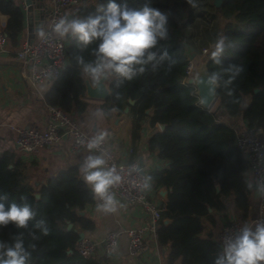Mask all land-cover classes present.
I'll return each mask as SVG.
<instances>
[{
	"label": "trees",
	"instance_id": "trees-1",
	"mask_svg": "<svg viewBox=\"0 0 264 264\" xmlns=\"http://www.w3.org/2000/svg\"><path fill=\"white\" fill-rule=\"evenodd\" d=\"M106 3L92 0L80 4L76 7L77 17L94 14L100 4ZM117 3L131 8L148 3L169 14L168 38L149 50L156 52L157 58L167 51L168 58L155 68V61L134 65L137 74L131 80L108 76L110 93L102 108L119 115L128 106L133 116V140L139 138L143 127L151 129L147 149L163 164L149 170L147 176L153 188L167 189L157 222V244L165 247L163 264H176L177 260L179 264H215L223 249L211 234L202 233L208 224H216L215 212H225L230 203L237 218L245 223L252 187L246 174L247 160L235 144L240 129L203 107L196 87L186 82L187 28L196 20V10L186 0ZM215 8L224 20L220 34L226 37L225 51L220 64L210 54L206 65L209 75L217 73L220 77L216 91L219 103L227 115L243 118L246 128H264V0H220ZM0 12L6 15L3 32L12 46H19L18 35L24 29L21 9L13 0H0ZM67 42V66L51 80L44 102L72 113L87 105L81 96L84 78L89 75L77 57L93 63L99 41L84 46L67 36ZM232 65H241L244 71L227 83L231 73L225 70ZM141 67L143 73L138 71ZM128 99L134 102L130 104ZM25 168L15 150L0 152V194H8L6 207L12 202L21 203L23 196L36 213L26 228L13 223L0 226V243L13 246L22 238L30 253L28 264H115L106 254L84 256L76 249L79 231H91L96 224L84 211L94 198L79 166L61 169L42 183L31 182ZM163 218L170 221L164 223ZM40 220L46 223L47 235L35 227ZM69 223L72 225L67 228Z\"/></svg>",
	"mask_w": 264,
	"mask_h": 264
},
{
	"label": "crops",
	"instance_id": "crops-1",
	"mask_svg": "<svg viewBox=\"0 0 264 264\" xmlns=\"http://www.w3.org/2000/svg\"><path fill=\"white\" fill-rule=\"evenodd\" d=\"M32 3L36 11L48 10L46 0H32ZM66 14L70 18L73 15L77 16L74 8L67 11ZM5 23L6 15L0 12V24L5 26ZM23 24L24 29L18 35L19 41L26 34L30 35V32L26 29V20ZM187 42V48L193 49L196 59L202 57L201 53L198 54L196 52L194 46L189 45V40ZM18 47L9 43L6 49H0V152L3 150H14L15 127L29 126L43 129L48 122V109L44 102V93L49 88L51 80L48 79L36 87L30 85L22 76V64L15 58ZM86 80L92 85L95 84L90 76H85L84 83ZM102 82L105 86V81L102 80ZM81 99L87 102L86 107L81 111H72L77 124L82 130L87 132L98 135L101 132H106L105 140L118 160L137 161L143 166L146 173L163 164L160 158L147 149V138L151 133L149 127H143L139 138L133 140L131 134L133 116L129 110L119 115L115 112H105L102 108L104 99L89 97L85 90ZM210 110L215 112L222 120L235 125L239 129L246 128V121L243 118L227 115L220 103L216 109ZM69 144L70 139L61 144L39 148L31 153L20 154L26 164L25 172L29 180L33 183H42L50 175L70 165H78L84 178L82 165L85 158L88 155L101 154L91 149L72 152L69 150ZM246 174L252 183L251 174L248 171ZM159 189H164V187ZM159 189H155L152 186L149 190V196L156 198V191L159 192ZM92 193L94 202L86 204L84 211L94 218L96 224L93 230L84 232L85 235L101 238L110 230L120 231L130 227H138L147 222V217L140 207L130 205L121 198L116 199L115 211L105 212L98 210L97 205L102 203H100L93 190ZM160 197V200L165 204L167 194L164 196L160 194ZM257 212L258 200L252 195L249 217L245 225L255 227L254 219ZM237 216V211L234 209L233 204L230 203L225 212H215L216 224H208L202 235L211 234L212 238L216 239V234L221 226L228 219ZM169 221V218H163L164 223ZM146 247L147 251L139 256L131 255L127 248V235L122 233L111 260L115 264H163L165 247H160L157 241H153L150 237L146 239ZM176 264H179V260L176 261Z\"/></svg>",
	"mask_w": 264,
	"mask_h": 264
},
{
	"label": "built area",
	"instance_id": "built-area-1",
	"mask_svg": "<svg viewBox=\"0 0 264 264\" xmlns=\"http://www.w3.org/2000/svg\"><path fill=\"white\" fill-rule=\"evenodd\" d=\"M23 13L27 27L34 21V5L27 0H14ZM82 0H46L48 10L43 11L39 25L43 26L45 35L37 32L32 41L29 34L21 38L16 50L15 58L22 66V76L34 87L41 85L50 76L55 78L67 66V36L59 37L53 32L54 23L64 16L67 11L82 4ZM4 25L0 24V49H6L9 39L3 32ZM28 31V30H27ZM215 43L207 41L201 46L202 55L210 53ZM195 53H187L185 67L186 79L195 69ZM48 122L43 129L34 127H15L13 138L14 150L19 154L31 153L39 148L54 144H61L70 139L69 150L76 152L87 150L88 143L98 134L82 130L74 115L57 105H47ZM235 144L242 150L247 163L248 173L257 185L258 191L264 190V128L261 126L244 128L236 132ZM103 155L109 168H115L120 176V181L114 185L110 192L115 200L121 198L130 205H136L142 209L147 217V222L138 227H130L120 231L110 230L101 238L84 235L76 242L77 251L84 255H96L97 253L112 256L118 245L122 233L127 235V248L131 255L139 256L147 251L146 239L150 237L157 241V222L161 219L164 203L160 200V193L156 191V198L149 196L152 187L143 166L137 161H120L117 159L107 141L104 139L98 148L91 149ZM258 212L254 219L256 224L264 220V196L257 197ZM100 203H103L100 200ZM245 226L237 217L228 219L218 230L216 241L224 249L225 242L239 233ZM264 264V262H261Z\"/></svg>",
	"mask_w": 264,
	"mask_h": 264
},
{
	"label": "clouds",
	"instance_id": "clouds-1",
	"mask_svg": "<svg viewBox=\"0 0 264 264\" xmlns=\"http://www.w3.org/2000/svg\"><path fill=\"white\" fill-rule=\"evenodd\" d=\"M192 8L197 7V0H186ZM168 13L145 3L139 8H131L126 3H117V0H107L106 4H100L94 14L86 17H69L65 14L59 18L53 26V32L59 37L71 36L82 45L87 46L94 41H99L96 47L95 61L85 63L78 56L77 60L83 65V71L88 74L95 83L115 74L131 80L137 71L134 65L155 61L153 67L168 58L167 51L157 58L156 52L149 51L157 46L159 40L168 38ZM37 33L45 35L42 25H37ZM226 37L220 34L211 52V58L216 64H220V57L225 51ZM147 52V60L144 59ZM144 72L141 67L138 70ZM225 71L231 73L227 83H231L244 71L241 65H232ZM219 75L212 73L206 80L201 78L198 82L208 88V95L215 94V85ZM107 136L106 132L99 133L89 143V149L98 148ZM84 180L91 185L96 197L103 201L97 205L100 211H115L116 200L110 189L120 181L116 169L109 168L103 155H88L82 165ZM259 194L264 196V190ZM8 194H0V226L9 223L19 228H26L28 222L34 219L36 213L27 202L26 197H21V203L12 202L5 205ZM47 235L48 228L44 220L35 225ZM30 253L25 249L23 239L18 238L13 246L0 243V264H28ZM264 262V220L256 222L255 227L243 226L234 239L225 242L223 254L215 264H261Z\"/></svg>",
	"mask_w": 264,
	"mask_h": 264
},
{
	"label": "water",
	"instance_id": "water-1",
	"mask_svg": "<svg viewBox=\"0 0 264 264\" xmlns=\"http://www.w3.org/2000/svg\"><path fill=\"white\" fill-rule=\"evenodd\" d=\"M32 0H27L28 3H30ZM220 3V0H215V5H218ZM42 13L43 11L40 10V11H34V21L32 23L29 24L27 30L30 32V35H29V41H32L35 37V34H36V27L37 25H39L40 21H41V18H42ZM211 52L210 53H207V54H204L202 55V57L200 58H195L197 60L196 65L199 63V62H203V66H204V74L203 75H199V76H195L196 72H195V69H194V74H192L190 77H188L186 79V82L187 83H191L193 84L195 87H196V94L199 96L200 98V104L205 107V108H210V106L215 102L216 99H218L217 95H216V91H217V88H218V83L215 85V94L214 95H211L209 96L208 95V88L202 84V83H199L198 81L203 78L204 80L207 79V77L209 76V73L207 71V61H208V58L210 56ZM196 57V56H195ZM195 65V66H196ZM108 78H105V79H102L104 80L105 82V86L103 85L102 83V80L99 82V83H95L94 85L90 84L87 80L85 81V92L86 94L89 96V97H93V98H100V99H105L109 93H110V90H109V85H108ZM50 80L53 79L52 76L49 77ZM128 102L130 104H132L134 102L133 99H128ZM129 108L128 106H125L124 108V112H128ZM161 128H163V125H160ZM251 187H252V195L253 197L257 198L258 195H259V191L257 189V185L254 181H252L251 183ZM160 191V194L161 195H166L167 194V189L164 188V189H159ZM71 223L68 224L67 228H70L71 227ZM85 235V233L83 231H79V238L83 237Z\"/></svg>",
	"mask_w": 264,
	"mask_h": 264
},
{
	"label": "rangeland",
	"instance_id": "rangeland-1",
	"mask_svg": "<svg viewBox=\"0 0 264 264\" xmlns=\"http://www.w3.org/2000/svg\"><path fill=\"white\" fill-rule=\"evenodd\" d=\"M90 1L92 0H82L81 2L82 4H85ZM73 8L76 9V7ZM195 10L197 17L187 28V40H189V45L194 46L196 52L199 54L201 53L200 49L202 44H205L207 41L216 43L224 20L215 8V0H197V7ZM191 49L187 48V53H192L193 49ZM213 50L214 47L211 49V52ZM195 62H197L196 59ZM218 105L219 100L216 99L210 106V109H216Z\"/></svg>",
	"mask_w": 264,
	"mask_h": 264
},
{
	"label": "bare ground",
	"instance_id": "bare-ground-1",
	"mask_svg": "<svg viewBox=\"0 0 264 264\" xmlns=\"http://www.w3.org/2000/svg\"><path fill=\"white\" fill-rule=\"evenodd\" d=\"M195 69V76H199V75H203L204 74V66H203V62H199L196 66ZM103 83V82H102Z\"/></svg>",
	"mask_w": 264,
	"mask_h": 264
}]
</instances>
